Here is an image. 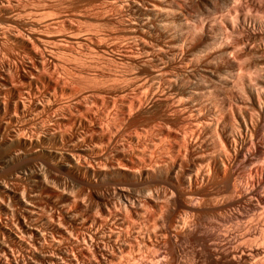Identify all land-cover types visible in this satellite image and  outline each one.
<instances>
[{"label": "bare ground", "instance_id": "6f19581e", "mask_svg": "<svg viewBox=\"0 0 264 264\" xmlns=\"http://www.w3.org/2000/svg\"><path fill=\"white\" fill-rule=\"evenodd\" d=\"M21 1L0 0V124L14 127L23 122L15 126L18 129L10 128L6 144L41 150L49 143L64 149V166L74 175L80 197L86 195L83 175L95 182L118 172L125 179L117 182L114 191L119 202L101 197L99 203L89 204L72 198L68 186L58 193L41 171L28 169L41 193L58 198L60 215L57 220L50 216L51 220L42 211L44 218L37 220L43 206L38 207L32 197L25 198L28 192L23 195L16 189L13 195L22 205L18 206L34 225H27L23 233L14 221L5 222L13 242L43 237L44 248L49 249L42 248L36 255L37 264H179L175 244L182 241L195 245L205 264L219 258L229 264H264V0H105L108 9L120 15L127 40L118 42L120 34L110 25L113 21L107 23L115 42L111 44L121 50L119 60L140 57L148 66L130 73L110 71L113 74L106 76L112 84L103 78L104 73L93 71L92 75L83 63L85 69L78 65L76 72L65 65L72 57L81 62L89 58L94 51L87 42L94 46L93 41L106 31H91L83 37L70 12L55 20L41 19L46 13L42 9L57 3L70 6L69 0L53 4L50 0L49 8L43 1L45 7L35 9L26 2L29 9L24 8ZM29 12L34 16L28 18ZM89 60L85 64L96 61ZM57 67L65 72L60 74ZM99 76L115 90L107 99L104 96L110 92L104 94L105 83ZM96 78V84L103 85L85 86L90 90L83 93L65 85ZM59 93L63 98L74 96V104L70 103L71 112L53 117L47 114L52 106L63 107ZM158 93L170 101L177 118L132 115L133 108ZM105 102L110 108L104 110L112 112L101 109ZM39 116L43 124L36 122ZM27 120L34 123L36 133L43 134L36 139L28 136L29 128L34 129ZM69 126L75 132H68ZM120 158L130 164L120 165ZM163 168L172 175L165 191L153 194L149 182L141 196L136 188L131 190L128 179L142 182ZM198 183L203 187H196ZM8 188L0 186L1 192ZM1 194L0 213L8 215L15 208L6 205ZM230 204L238 206L232 211L237 220L250 218L237 228L221 229L207 214ZM4 246L0 257L12 250Z\"/></svg>", "mask_w": 264, "mask_h": 264}, {"label": "rangeland", "instance_id": "374dc122", "mask_svg": "<svg viewBox=\"0 0 264 264\" xmlns=\"http://www.w3.org/2000/svg\"><path fill=\"white\" fill-rule=\"evenodd\" d=\"M23 1V6L24 5H28L29 7H31V8H33L34 7V9H35V7L37 8V6L39 7V6H41V7H45V4L44 3H46V2H48V1H50V0H29V2L27 1V0H22ZM21 1V2H22ZM43 1H45L44 3H43ZM59 0H51L50 2H52V4L53 3H57ZM61 1V0H60ZM66 0H64L63 2H65ZM70 2H68V3H70L69 5L70 6H68V5H58V3H57V5H55V4H53L54 5V7L53 8H49V5H50V7H51V3L50 2H48V8L49 9H42V11H46V13L44 14L43 13V15L41 16V17H43V18H41V19H43L44 21L45 20H48L49 18H54V20L55 19H59L60 18V15L61 16H63V15H68L69 14V12L71 13V14H69L70 16L71 15H73L71 18V21H73V23L74 24H76L81 30H82V36L84 37V36H86L87 34H89L91 31V33H97V34H99V31L101 30H103V31H106V33H103V32H101L99 35H104V37L106 38V39H104V37H99V38H101L100 40H98L97 38L95 39V41H93L94 43V46H92V41L91 42H87V44L90 46V47H93V53H91V55L89 56V58H87L86 57V59H87V61L89 60V62L88 63H91V62H93V61H95V63L93 62V63H91L90 65H88L87 63L85 64V61H86V59L84 60V62H83V60H82V62H81V60H79V59H77V58H71V57H68L67 58V60L69 59V58H71V59H73V60H71V59H69V61L66 63L65 62V65L67 66V69L69 70V71H77V69L82 65V63L84 64V66L85 65H87V66H85L86 67V70L88 71V72H92V73H99V74H103L104 76H103V78L106 76V75H110V74H113V72H110V71H114V74H118V72H116V71H119V74L120 73H128L129 71L131 72H133V71H135V70H141V71H143V69H144V71L145 70H147L148 69V66H144V64H143V62H142V60H141V58L140 57H138V58H128V59H122V60H119V57H121V56H118V55H121V50L120 49H116L115 47H114V45H112L113 43H115L114 42V40H113V38L112 37H109L110 35V33H111V28H113L112 30H116V31H118V32H116L115 30H114V32H116L117 34L119 33L120 35H123V24H122V22H121V19H119V18H121L120 17V15L117 13V12H111L110 11V9H108V6L106 5V3H105V0L103 1V0H69ZM24 2H26V4L24 3ZM35 2V3H34ZM42 2V3H41ZM62 2V1H61ZM61 2H59V4L61 3ZM78 2V3H77ZM90 2V3H89ZM105 4H104V3ZM31 3V4H30ZM34 3V4H33ZM103 3V4H102ZM34 6H33V5ZM38 4V5H37ZM41 4H44V5H41ZM80 4H82V5H80ZM84 4V5H83ZM90 4V5H89ZM92 4V5H91ZM102 4V6H99V5H101ZM52 5V6H53ZM73 5V6H72ZM86 5V6H85ZM103 5H105L104 7H103ZM28 6H24V8L26 7V9H29V8H27ZM62 6V7H61ZM106 6H107V10H109V11H106ZM58 8V9H56V8ZM59 7H61L60 9H59ZM70 7V8H69ZM88 7H89V9H88ZM92 7V8H91ZM100 7V8H99ZM30 8V9H31ZM40 8V7H39ZM55 8V9H54ZM83 8V9H82ZM86 8V11L84 10ZM96 8H97V11H98V9H99V11L100 12H97L96 11ZM104 8V9H103ZM52 9V10H51ZM64 9V10H63ZM76 9V10H75ZM94 9V10H93ZM103 9V10H102ZM62 10V11H61ZM82 10V11H81ZM81 11V12H80ZM94 11H96V12H94ZM102 11V12H101ZM76 12V13H75ZM85 12V13H84ZM58 13V14H57ZM63 15H62V14ZM65 13V14H64ZM79 13V14H78ZM94 13H97V14H94ZM101 13V14H100ZM113 13V14H112ZM116 13V14H115ZM28 14V13H27ZM31 14L32 13H30L29 12V14L27 15V17L28 18H30L31 17ZM104 14V15H103ZM107 14V15H106ZM33 16H34V14H32ZM81 15V16H80ZM84 15H86V16H84ZM112 15V16H111ZM30 16V17H29ZM46 18H45V17ZM83 16V17H82ZM90 17V18H89ZM102 17V18H101ZM33 18V17H32ZM31 18V19H32ZM87 18V19H86ZM97 18V19H96ZM96 19V20H95ZM120 21H119V20ZM49 20H52V19H49ZM78 20V21H77ZM99 20V21H98ZM110 21L112 22V23H114V24H112V23H110ZM118 23H117V22ZM110 23V25H112V27L110 28V25L108 26V24L107 23ZM103 23V24H102ZM116 23V24H115ZM120 23V24H119ZM79 24V25H78ZM99 24V25H98ZM100 24H102V25H100ZM106 24V25H105ZM113 25H115L116 27H114ZM118 25V26H117ZM121 25V26H120ZM98 26V27H97ZM103 28V29H101V27ZM109 28H108V27ZM100 27V28H99ZM118 27V28H117ZM93 28V29H92ZM99 28V29H98ZM108 28V29H107ZM84 29V30H83ZM97 29V30H96ZM122 29V30H121ZM93 30H96L95 32H93ZM99 30V31H98ZM108 30V31H107ZM110 30V31H109ZM120 31V32H119ZM88 32V33H87ZM110 32V33H109ZM122 32V33H121ZM108 33V35H106ZM120 35H117V37H118V39L120 40V41H118V42H121V40H123V41H127V40H125V37H124V35L122 36V38L120 37ZM120 37V38H119ZM97 40L99 41V42H97ZM106 40V41H105ZM86 41H88V40H86ZM102 41V42H101ZM111 41H113V42H111ZM122 41V42H123ZM11 42H8L7 43V45H8V47H9V44H10ZM90 43V44H89ZM100 43V44H99ZM112 43V44H111ZM12 44V43H11ZM10 44V46L11 47H13L12 45ZM99 44V45H98ZM108 44L110 45V46H108ZM6 45V46H7ZM97 45V47H95ZM17 49H18V47L17 46H15ZM14 47V49L15 50H17L16 48ZM94 48H95V50H94ZM112 48V49H111ZM115 50V52H113L114 50ZM112 50V51H111ZM118 50H119V52H118ZM17 51H19V54L21 53V50L20 49H18ZM120 53V54H119ZM117 55V56H116ZM92 57V58H91ZM94 57V58H93ZM112 57H114V59H112ZM115 58H116V60H115ZM77 61H76V60ZM93 61H92V60ZM75 60V61H74ZM115 60V61H114ZM141 60V61H140ZM71 61V62H70ZM78 61H80L79 62V64H78ZM86 61V62H87ZM91 61V62H90ZM112 61V62H111ZM74 63V65H72L71 63ZM120 62H122L121 64H120ZM138 62V63H137ZM68 63H69V65H68ZM77 63V64H76ZM100 63V64H99ZM142 63V64H141ZM130 64H132L131 65V67H130ZM137 64V65H136ZM141 64V65H140ZM77 65V67H75ZM78 65H80L79 67H78ZM93 65H95V66H93ZM135 65V66H134ZM69 66V67H68ZM83 66V65H82ZM83 66V67H84ZM90 66V67H89ZM99 66V67H98ZM137 66V67H136ZM142 66V67H141ZM75 67V68H74ZM85 67H84V69H85ZM136 67V68H135ZM138 67H139V69H138ZM77 68V69H76ZM101 68V69H100ZM129 68V69H128ZM130 68L132 69V70H130ZM58 71H62V68H59V67H57L56 68ZM72 69V70H71ZM76 69V70H75ZM102 69H103V71H106V74H105V72H102L101 73V71H102ZM118 69H120V70H118ZM125 69V70H124ZM127 69V70H126ZM64 70V69H63ZM100 70V71H99ZM94 71V72H93ZM99 71V72H98ZM108 71V72H107ZM63 72H65V71H62V73H60V74H63ZM129 72V73H130ZM91 73V74H92ZM94 73V74H95ZM93 75V74H92ZM101 77L102 76H99L98 77V79H100L99 81H103L104 83H105V81H104V79L102 80L101 79ZM110 77V76H109ZM107 78H108V76H106L105 77V80H106V82L111 78H109L108 80H107ZM97 78L95 79V82L92 80H88V81H86L85 79L84 80H82V79H80V80H82V81H80V80H78V81H80L81 82V84H79V82H75V83H72V82H69V81H67V82H65V85L66 86H68L69 85V87H73V88H76L75 90L76 91H78V92H85V91H83V89H86V90H90L93 86H96L97 84H98V82H97V84H96V80H98ZM123 80V79H122ZM84 81H86L87 83H89V84H87V83H85ZM111 81V80H110ZM110 81H108V83H111L112 84V81L110 82ZM120 81V80H119ZM118 81V82H119ZM124 82H125V86H126V82L127 81H125V79L123 80ZM123 81H122V84H121V81H120V87H121V85H123ZM101 82H99V84H98V86H101V85H103ZM117 82V83H118ZM92 83H95V84H93L92 85ZM100 83H101V85H100ZM107 83V84H108ZM68 84V85H67ZM106 84V83H105ZM105 84L103 85L104 86V88H105V91L106 92H104V94H106V95H109V92H110V95L109 96H104V94H103V96L104 97H106V99L108 98V97H111V95H113L115 92V90L114 89H110L109 87L111 86V85H109L108 84V86H107V84H106V86H105ZM85 86H88L87 88H89L90 87V89H87V88H85ZM117 86H118V84H117ZM78 88V89H77ZM157 95V94H156ZM156 95H154L155 97H156ZM159 95V96H158ZM158 97H151V96H149L150 98H147L146 100H143L141 103H140V105L138 106V107H136V108H133V110H131L133 113H132V115L134 114V116L136 115V117H139L138 115H140V117H142L141 115H143V116H150V115H152V116H155V115H157V116H159L160 115V117L162 116L163 118H168V117H170L171 119H173L174 117L175 118H177V113L175 114V112L173 111L174 110V108L172 107V104H170L169 102L170 101H167V100H164V98H165V96L163 97V96H161L159 93H158ZM58 96H60L59 98L62 100V102H59L60 101V99L59 98H57V101H56V103L57 104H59V105H61V103H62V105H63V107L62 106H60L59 107V110H57L56 108H55V105L56 104H54V106H52L53 107V109H56V112L51 108L50 110L53 112H47V114H53V115H51V116H53L54 117V115H56L57 116V114L59 115V114H64V113H66L67 111L68 112H71L70 111V108L72 109V104H74V96H73V98H71V97H69L70 95H67V96H65L64 95V98H63V96L61 97V93H59L58 94ZM161 96V97H160ZM66 97V98H65ZM69 97V98H68ZM155 98V99H154ZM161 98H163L162 100H161ZM59 99V100H58ZM73 99V100H72ZM159 99V100H158ZM148 100V101H147ZM146 101V102H145ZM150 101H152V102H150ZM59 102V103H58ZM70 103H72V104H70ZM144 103V104H143ZM167 103V104H166ZM65 104V105H64ZM67 104H69V105H67ZM107 103L105 102V103H103L102 105H101V109H102V106H103V111H105L104 110V108L105 107H107L108 109L110 108V106H107L106 105ZM67 105V106H66ZM70 106V107H69ZM140 106H141V108H140ZM66 107H69V108H66ZM66 108V109H65ZM106 108V109H107ZM173 108V109H172ZM60 109H61V111H60ZM63 109H64V111H63ZM68 109V110H67ZM108 109L105 111V112H112L111 110H109L108 111ZM49 111V110H48ZM57 111H59L58 113H57ZM162 111V112H161ZM15 112H17L15 109H13V113H15ZM54 112H55V114H54ZM62 112V113H61ZM173 112V113H172ZM138 113V114H137ZM46 114V113H45ZM175 115V116H174ZM40 116H42V118L45 116V115H40ZM39 116V117H40ZM167 116V117H166ZM39 117H36L37 118V120L38 121H36V122H40V123H42L43 124V122L45 121L44 119H45V117L43 118V120L41 119V117L39 118ZM36 120V119H35ZM43 122H42V121ZM174 120V119H173ZM21 121V120H20ZM20 121L19 122H17V123H19V124H14V127H12L13 125H10L13 129H18V128H16L15 126H17V127H19V125L20 126H22L23 125V122H21L20 123ZM46 122V121H45ZM45 122H44V124H45ZM27 123H30V124H28L27 126H29V127H31V126H33L34 125V123L32 124L31 122H29V120H27ZM26 123V124H27ZM1 125H2V127H1ZM35 126V125H34ZM34 126H33V129H34V132L36 131L35 130V128H34ZM11 127H9L8 125H4L3 126V123L2 124H0V145L1 146H3L2 148H1V150H0V186H2V185H8V189L7 190H10V191H6V189L3 191V192H1L2 190H3V188H2V190H0V194L1 193H3L4 194V192H5V195H3V194H1L3 197H4V200H5V203H6V205H9V206H14V208L15 209H11L10 211H9V213H8V215H6L5 213H4V211H2V213H0V216H1V220H2V222L0 221V249H1V247L2 246H4V244L6 243V245H8V246H4V247H10L12 244H14V246L12 245L11 247H12V250L11 251H9L10 253L9 254H6L5 256L3 255L2 257H0V264H34L35 262L34 261H36V255L39 253V252H41L43 249L42 248H44L45 246V240H43L44 238L43 237H41V238H39V240H40V242H39V240L37 241V238L36 237H28V236H22V237H24V238H27L26 240L24 239V241H23V243H17V242H13L14 240H13V238L9 235V233H8V231H7V228H6V226H8V223H5V222H12V221H14L13 223H15V225L16 226H18L17 228H19V231H22L23 233H24V231L28 228V227H26L27 225L29 226V225H31L32 224V226L34 225L33 223V221H32V219H30V217H27L28 215L25 213V211H23V208L21 207L22 205H21V202H19V200L16 198V196L15 195H13V192H16V189H17V191H19V190H21V191H19L20 193H22L23 195H25L27 192V195H25L24 197L26 198H29V197H32V198H34V203L37 205V204H40V207L41 206H43V207H41L43 210H41V208H39L40 209V214L37 216L38 217V219L37 220H39V218L41 217V219H40V221L42 220V218H44V217H49L50 218V216H53L52 218H54L55 220H57L58 219V216L60 215V212H59V209L57 208V206H56V202H57V200H58V198L57 197H53L52 195L50 196H48V195H46V194H44L43 192L41 193V191L36 187V182L35 181H33V179L31 178V176H30V174H27V172L29 173V170L28 169H30V168H33V169H35L36 168V170H38V171H41V173H42V175L47 179V181H48V184L50 185V186H52V189H54L55 191H58V193L59 192H61L62 190V192H64V191H66L65 190V187L64 186H68L67 188V190L69 191V193H71V197L72 198H75L76 197V199L77 200H82V201H84V203L86 202V203H88L89 202V204L90 203H92V204H96V201H97V203H99V200H100V198L101 197H108V198H110V200L111 201H115V202H119V200L117 201V199H118V197L116 196V194H115V190L117 189V182L118 181H120V180H122V179H125L121 174H119L118 172H115L114 174H113V176H111L110 178L109 177H107V178H104V179H98L97 181H93V182H91L90 180H89V178H88V176H86V175H83V182H84V184L82 183V186H84V189H85V192H86V195H85V197H80V196H78L79 194H80V187L78 186V184H77V182L75 181V177H74V175L71 173V172H69L66 168H65V166H64V156H65V154H64V149H62V148H60L59 146H54L53 144H49V143H45V144H43V146H42V149L41 150H36V149H34L32 146V148H30V146H25V145H23V144H21V145H17L16 147H14V146H9V145H7L6 143H8V140L7 139H9V137H10V134H11ZM72 127V126H71ZM71 127L69 126V128L67 127V131L69 132V129H70V132H75V128H73V129H71ZM32 128V127H31ZM31 128H29V134H27L28 136H30V137H32V136H34V138L36 139V138H38L39 136H41L42 134H43V132H41V133H34L33 132V130L31 129ZM75 129V130H74ZM79 128H77V130H78ZM9 130V131H8ZM82 129L80 128V130H78L79 132L81 131ZM33 132V133H32ZM81 133H83V131L81 132ZM37 134V135H36ZM4 136H5V138H4ZM4 143V144H3ZM6 145V146H5ZM45 145V146H44ZM20 148V150L18 149V148ZM49 147V148H48ZM53 147V148H52ZM56 147V148H55ZM110 148H112L111 146H110ZM16 149V150H15ZM52 149V150H51ZM58 149V150H57ZM62 149V150H61ZM14 150V151H13ZM55 150H57V151H55ZM15 151H17V152H15ZM15 153V154H14ZM17 153V154H16ZM11 156H10V155ZM17 158H16V157ZM6 158V159H2V158ZM46 159V160H45ZM5 160V161H4ZM120 160H121V162H120ZM120 160H118L119 162L118 163H120V165H126V164H130L127 160H125V159H122V158H120ZM48 161V162H47ZM50 161V162H49ZM123 161H124V163H123ZM47 162V163H46ZM27 163V164H26ZM63 163V164H62ZM126 163V164H125ZM49 165H51V166H49ZM47 167V168H46ZM49 167H50V169H49ZM167 169V170H166ZM144 172V171H143ZM142 172V173H143ZM166 172V173H165ZM59 174V175H58ZM29 175V176H28ZM71 177H70V176ZM156 175V176H155ZM150 176V177H149ZM149 176H147L146 177V179L144 178V179H142V182H140L141 181V179H139V181H138V179L136 180L135 179V181H134V178H130V179H128L129 181H130V184L132 183V185H130V187H131V190H133V189H135V192H136V195H142L143 193H141V190H142V192H143V190L146 188V187H148L149 186V188H150V190L152 191V193L154 194V192L157 194V193H161V192H163V190L165 191L166 190V188H168V186H169V183L168 182H170L172 179V175L170 174V169H168V168H163L161 171H159V172H157V173H154L153 174V176H154V178L153 177H151V175H149ZM149 177V178H148ZM154 179V180H153ZM53 180V181H52ZM74 180V181H73ZM153 180V181H152ZM151 181V182H150ZM87 182V183H86ZM91 182V183H90ZM115 182V184H113ZM149 182V183H148ZM86 183V184H85ZM141 183V184H140ZM148 183V184H147ZM90 184V185H89ZM94 184V185H93ZM148 186H147V185ZM199 184V183H198ZM197 184V186L196 187H203V184H199L198 185ZM144 185V186H143ZM12 188V189H11ZM36 188V189H35ZM63 188V189H62ZM116 188V189H115ZM133 188V189H132ZM13 189H15V191L13 190ZM138 189V190H137ZM33 190V192H31ZM36 190V191H35ZM72 190V191H71ZM25 191V192H24ZM34 191H35V193H34ZM134 191V190H133ZM140 192V194H139V192ZM157 191V192H156ZM159 191V192H158ZM79 192V193H78ZM30 193V194H29ZM34 193V195H32ZM37 193V194H36ZM88 193V194H87ZM21 194V195H22ZM36 194V195H35ZM9 195V196H8ZM10 195H12L11 197H10ZM30 195V196H29ZM74 196V197H73ZM10 198V199H9ZM36 198V199H35ZM81 198V199H80ZM15 199V200H14ZM38 201V202H37ZM12 202V203H11ZM17 202V203H16ZM40 202V203H39ZM15 205H17V206H15ZM18 205H21V206H18ZM8 206V207H9ZM38 206V205H37ZM39 207V206H38ZM172 209H173V207H171ZM238 209V206L235 204V205H233V204H230V206L228 205H226V207L224 206V208H222V209H220V210H218V212H214V211H209L208 212V216H209V218L211 217V219H213L215 222H217V226H219V227H221V229H223L224 227H228V228H230V226L232 227V228H237L239 225H240V222L241 221H239V220H237L235 217H234V215H233V212L234 211H236ZM16 211V212H15ZM43 211V212H42ZM233 211V212H232ZM44 213V215H46V216H44L42 213ZM21 214H23V215H21ZM19 215V216H18ZM225 215V216H224ZM44 216V217H43ZM8 218V219H7ZM29 218V219H28ZM52 218H50L51 220H53ZM223 218V219H222ZM228 218V219H227ZM250 218V217H249ZM248 218V219H249ZM248 219H246L244 222H246V221H248ZM4 220H6V221H4ZM251 220V219H250ZM19 221V222H18ZM30 221V222H29ZM238 221H239V224H238ZM28 222V223H27ZM32 222V223H31ZM244 222H241V224L243 225L244 224ZM40 223H42V222H40ZM4 224H5V226H4ZM224 225V226H223ZM4 226V227H3ZM234 226H237V227H234ZM22 229H21V228ZM225 229V228H224ZM24 230V231H23ZM4 231H5V234H4ZM47 232V236H48V234L50 235V237L52 236L51 234H52V232H53V230L51 231V229H49V231H46ZM7 233V234H6ZM6 236V237H5ZM10 238H9V237ZM31 238V239H30ZM3 239H5V240H3ZM29 239V240H28ZM34 239V240H33ZM3 240V241H2ZM36 240V241H35ZM42 240H43V242L44 243H42ZM8 241V242H7ZM10 241V242H9ZM3 242V243H2ZM189 242V241H188ZM187 241H182V242H180V243H177V244H175V250H176V253H177V256H178V260L180 261V263L179 264H205L206 262L204 261V258L201 256V255H199V253L197 252L198 251V248L195 246V245H193L192 243H188ZM30 243H31V245H30ZM41 243V244H40ZM11 244V245H10ZM19 244V245H18ZM25 246H24V245ZM28 244H29V246L30 247H32V248H30V247H28ZM37 245V246H36ZM42 245V246H41ZM22 246V247H21ZM25 247V249H24V247ZM35 247V248H34ZM14 248V249H13ZM38 248V249H37ZM28 249V250H27ZM37 251H36V250ZM42 249V250H41ZM45 250L46 249H49L48 247L47 248H44ZM14 253H13V252ZM196 252V253H195ZM2 253V252H1ZM12 253L14 254V255H12ZM198 254V255H197ZM185 255V256H184ZM9 256V257H8ZM185 260V262L183 261V260ZM187 260V261H186ZM194 260V261H193ZM199 261V262H198ZM191 262V263H190ZM35 264H37V263H35ZM212 264V263H211ZM214 264H229L227 261H225V260H222L221 258H219L218 259V261L217 260H215V262H214Z\"/></svg>", "mask_w": 264, "mask_h": 264}]
</instances>
